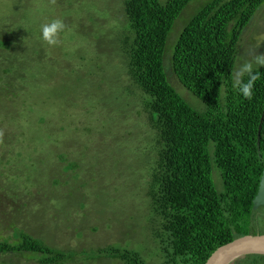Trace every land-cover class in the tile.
Instances as JSON below:
<instances>
[{
    "label": "rangeland",
    "instance_id": "rangeland-1",
    "mask_svg": "<svg viewBox=\"0 0 264 264\" xmlns=\"http://www.w3.org/2000/svg\"><path fill=\"white\" fill-rule=\"evenodd\" d=\"M70 1L0 0V37L8 15L15 21L6 28L10 46H2L3 55L0 49V64L8 67L5 72L0 66V95L12 99L9 110L0 102V130L6 138V146L0 145V234L11 238L18 227L56 248L73 250L75 259L64 264H124L107 257L105 262H84L86 255L107 245L136 249L149 264H159L155 228L160 232L161 219L154 213L151 221L148 163L141 161L151 152L154 135L138 122L134 128L125 116H136L134 110L143 108L131 103L135 98L130 94L136 97L137 91L127 87L136 89L135 82L127 73L121 44L120 49L116 44V24L124 23L121 0H82V7L65 10L56 6ZM208 1L191 0L182 12L168 39L171 51ZM56 19L65 27L53 45L43 39L41 28ZM261 54L264 3L241 36L234 73L239 64ZM12 76L17 85L7 89ZM176 77L171 75V81L178 91L203 109ZM141 119L149 123L147 114ZM34 163L37 172H29L27 164ZM27 172L32 174L29 182ZM215 178L221 188L219 175ZM256 218L264 222V207ZM248 229L252 235L264 234V223ZM244 261L254 264L248 258L240 264ZM17 263L42 264L29 254L0 256V264Z\"/></svg>",
    "mask_w": 264,
    "mask_h": 264
},
{
    "label": "trees",
    "instance_id": "trees-1",
    "mask_svg": "<svg viewBox=\"0 0 264 264\" xmlns=\"http://www.w3.org/2000/svg\"><path fill=\"white\" fill-rule=\"evenodd\" d=\"M190 2L121 0L124 23L116 24L120 30L116 44L119 49L121 44L127 73L137 85L133 83L136 89L127 87L137 91L136 97L130 94L135 98L131 103L143 108L134 110L136 116H125L130 117L134 128L138 122L154 135L152 146L148 145L151 152L141 161L148 163L150 181H145L150 183L147 196L151 200V221L154 213L161 219L160 232L155 228L159 264H205L218 247L250 234L249 227L263 224L257 221L253 201L264 170V122L258 145L264 111V67L256 68L258 79L251 99L238 94L233 78L239 41L264 0L208 1L183 29L172 53L171 45L168 48L170 30ZM81 3L71 0L56 6L65 10L76 4L75 8H80ZM79 16L84 23L83 14ZM8 17L0 37L2 55L11 44L6 28L15 22ZM14 36L18 39L20 31ZM0 66L8 72V67ZM171 75L202 102L203 109L178 91ZM16 85L14 77L5 84L7 89ZM8 97L0 95L4 110L12 106ZM3 113L0 111V115ZM144 114L149 116V123L140 120ZM3 136L0 130V145L4 147ZM18 154L24 155L22 151ZM27 166L29 172H37L36 163ZM29 172L27 182L32 176ZM216 175L222 181L221 188ZM21 254L33 255L42 264H64L75 252L56 248L18 227L11 238L3 239L0 234V256ZM106 257L124 264H149L140 251L117 245L97 248L83 260L89 263L96 259L99 263ZM247 258L254 264H264V255Z\"/></svg>",
    "mask_w": 264,
    "mask_h": 264
},
{
    "label": "water",
    "instance_id": "water-1",
    "mask_svg": "<svg viewBox=\"0 0 264 264\" xmlns=\"http://www.w3.org/2000/svg\"><path fill=\"white\" fill-rule=\"evenodd\" d=\"M264 122V111L260 120L258 145H260L261 131ZM264 206V170L260 180L259 191L254 199V208ZM251 254L264 255V234L244 235L218 247L205 264H237L242 257Z\"/></svg>",
    "mask_w": 264,
    "mask_h": 264
},
{
    "label": "clouds",
    "instance_id": "clouds-1",
    "mask_svg": "<svg viewBox=\"0 0 264 264\" xmlns=\"http://www.w3.org/2000/svg\"><path fill=\"white\" fill-rule=\"evenodd\" d=\"M174 25H172V28ZM64 27H65L64 23L59 19H56L51 23H46L42 25L41 32L43 39L47 41L49 44H53V45L56 44L58 42V33L63 31ZM258 67H264V54L257 55L256 57H254L253 60L244 61L243 63L239 64L234 73L233 87L237 90L238 94L242 95L246 99H251L253 97L255 81L258 79V76L256 74V68ZM261 207L263 208L264 206L254 208V201H253V209L254 211H256L257 215L260 213ZM261 223L264 222L261 221ZM251 255H257V254H251ZM246 256H250V255H246ZM246 256L242 257L241 260H243ZM234 264L237 263L235 262Z\"/></svg>",
    "mask_w": 264,
    "mask_h": 264
},
{
    "label": "flooded vegetation",
    "instance_id": "flooded-vegetation-1",
    "mask_svg": "<svg viewBox=\"0 0 264 264\" xmlns=\"http://www.w3.org/2000/svg\"><path fill=\"white\" fill-rule=\"evenodd\" d=\"M245 258H246V257H245ZM245 258H244V259H245Z\"/></svg>",
    "mask_w": 264,
    "mask_h": 264
}]
</instances>
